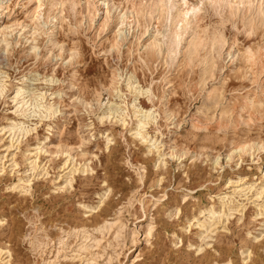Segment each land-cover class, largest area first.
Wrapping results in <instances>:
<instances>
[{
	"label": "clouds",
	"instance_id": "9594fccd",
	"mask_svg": "<svg viewBox=\"0 0 264 264\" xmlns=\"http://www.w3.org/2000/svg\"><path fill=\"white\" fill-rule=\"evenodd\" d=\"M0 264H264V0H0Z\"/></svg>",
	"mask_w": 264,
	"mask_h": 264
}]
</instances>
